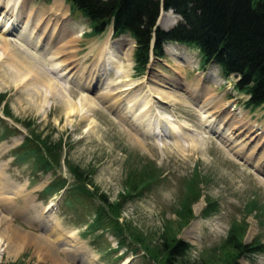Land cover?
Here are the masks:
<instances>
[{"label": "rangeland", "instance_id": "1", "mask_svg": "<svg viewBox=\"0 0 264 264\" xmlns=\"http://www.w3.org/2000/svg\"><path fill=\"white\" fill-rule=\"evenodd\" d=\"M55 2L61 4L59 18L52 14ZM24 5L33 14L50 17L49 35L59 28L70 39L50 43L42 56L34 44L0 33V182L12 186L11 201L1 199L8 203L0 210L27 239L18 251H9L3 244L12 232L0 223V264H56L36 243L57 232L65 236L58 255L68 264V253L60 251L73 244L92 256L78 261L71 255L73 264H164L158 248L172 239L190 245L182 262L264 264V106H247V95L236 88L239 77L225 78L217 65H203L198 49L177 42L165 44V57L153 56L141 72L136 69L135 41L128 35L116 38L112 27L93 33L90 21L69 0H25ZM168 12L160 15L164 29L180 20ZM22 31L27 33V27ZM1 39L10 42L8 50ZM126 47L129 56L123 55ZM58 49L65 56L59 60L75 68L64 77L59 72L57 79H46L44 86L31 83L33 73H24L26 69L19 76L14 61L10 63L9 54L22 56L20 62L26 56L25 63L33 62L53 78L50 66L57 67ZM94 74L103 75L102 81L88 90L79 79ZM121 85L136 88L127 93ZM41 88L43 96L36 92ZM194 88L205 89L198 102L197 91L189 93ZM205 96L213 102L210 106L257 130L259 137L234 128L235 141L224 143L215 128L224 135L228 129L215 120L207 128L201 118L198 105ZM86 97L96 100L95 109ZM146 104L150 114L142 116ZM142 117L147 130L154 124L161 135L137 128ZM174 125L191 131L179 128L173 133ZM235 149L244 152L237 155ZM43 158L49 159L47 166ZM154 167L157 171L150 172ZM76 172L88 178L79 179ZM79 184H87L92 194L77 189ZM49 185L54 188L46 190ZM102 193L108 200L103 202ZM15 207L22 211L10 214ZM232 228L237 241L227 243ZM69 232L76 236L66 241ZM237 242L260 245L263 251L236 256Z\"/></svg>", "mask_w": 264, "mask_h": 264}, {"label": "trees", "instance_id": "2", "mask_svg": "<svg viewBox=\"0 0 264 264\" xmlns=\"http://www.w3.org/2000/svg\"><path fill=\"white\" fill-rule=\"evenodd\" d=\"M69 1L73 10L90 21L93 33L103 34L112 26L115 37L129 35L135 39L137 70L145 71L153 56L165 57V44H186L199 50L204 66L215 64L225 78L232 75L239 77L236 88L248 96V107L254 109L264 106V0ZM162 8L172 9L181 16L179 22L168 30L158 25ZM2 100L3 98L0 99V105ZM42 161L46 166L49 163L48 158H43ZM149 171L155 173L157 167ZM76 174L79 179L87 177L78 172ZM55 185L57 186V181ZM52 186L49 185L46 190L52 189ZM85 187L80 188V184L79 187L76 186L77 189L92 194ZM100 195L103 202L108 200L103 193ZM112 206L117 208L118 203ZM236 241L237 235L232 228L227 243ZM189 248L190 245L184 240L163 241L161 248H158V257L164 259V264H197L181 261ZM262 251L260 245L252 246L242 242L236 244V256Z\"/></svg>", "mask_w": 264, "mask_h": 264}, {"label": "bare ground", "instance_id": "3", "mask_svg": "<svg viewBox=\"0 0 264 264\" xmlns=\"http://www.w3.org/2000/svg\"><path fill=\"white\" fill-rule=\"evenodd\" d=\"M54 1V0H53ZM60 2V1H59ZM24 3H25V0H0V33H10V34H13V36L15 35V37H16V39H18V40H20V42L21 41H23L24 43L26 42L28 45H32V44H34V49H36L37 51H40V53L39 54H42V52L44 51V49H46V48H48V45H50V43H52V42H56V44H59V43H61V41H63L66 37H70V35H68L67 33H60L59 32V28H56L52 33H51V35H49L48 34V29H49V27H50V17L49 16H44V18L42 17V15H41V17H40V15H37V13H34L33 14V12L32 11H30V10H28V8L27 7H24L25 5H24ZM53 9H55V11L54 12H52V14H57V17L59 18V12L58 11H61V10H59L58 8L59 7H61V4H59L58 2H55V3H53ZM48 8V7H47ZM56 9H58V10H56ZM171 10H169V14L171 13L172 14V12H170ZM45 13V12H44ZM50 14H51V12H49ZM63 13V12H62ZM163 14H166V11H162V15ZM43 18V19H42ZM162 17H160L159 18V23H162ZM56 21V20H55ZM59 22V21H58ZM52 24V23H51ZM57 25L59 26V23H57ZM61 25V24H60ZM56 26V25H55ZM27 27V30H28V32L26 33V32H23L22 31V29H25ZM59 27H61V26H59ZM163 27V26H162ZM20 28H22V29H20ZM49 30H51V29H49ZM52 31V30H51ZM65 34V35H64ZM76 35V34H75ZM80 35V34H79ZM56 37V38H55ZM64 37V38H63ZM68 37V38H69ZM52 38V39H51ZM74 38V37H73ZM124 37H121V39H123ZM67 39V38H66ZM70 39V38H69ZM4 40V39H3ZM2 39H1V42L2 43H4V44H6L7 43V47H6V49L8 50L9 48H10V45H9V43L10 42H8V41H3ZM134 41V40H133ZM19 42V43H20ZM69 43H72L71 41H67V44H69ZM55 44V45H56ZM20 45H22V43H20ZM61 45H63V44H61ZM17 47H18V45H16ZM65 46V45H64ZM5 47V46H4ZM64 48V47H63ZM62 48V49H63ZM49 49H51V48H48L47 50H49ZM127 49V50H126ZM126 51L125 52H123V55H125V56H129V54H130V52H129V50H128V48L126 47ZM42 51V52H41ZM15 52V51H14ZM53 52V51H52ZM62 52H61V49H58L57 51H56V57H55V55H54V58H56V68L55 67H52V66H50V69H51V73H53V74H55V76H53V74L51 75L53 78H50V76L48 77V75H47V72H45V71H43L42 69H41V67L39 66H36V67H34V65L32 64L33 62H31V63H25V61L26 60H23V59H25V57L26 56H24L23 57V59H22V61L20 62V59L18 58V56H20V55H15L14 53H12V54H9L10 55V58H11V62L10 63H12V61H14V63L16 64V66L18 67V69L19 70H17V72H18V74H19V76L23 73L22 71L24 70V69H26V71L27 72H24V73H29V72H32L33 73V77H32V80H31V83L34 81V82H37V83H39V86H44V85H46V79H50L49 81H52V80H54L55 78L57 79V76H58V74H59V72H62V74H61V76H59V77H64V76H66L67 74H68V70H70L71 69V63L68 61V60H59L60 59V56L62 55L61 54ZM18 54V53H17ZM66 55V54H65ZM69 55V54H68ZM42 56H45V55H43L42 54ZM20 57H22V56H20ZM62 57H65V56H61V58ZM74 56H72V58H73ZM106 57H107V59L106 60H108L109 58H110V56H108V55H106ZM71 59V58H70ZM69 59V60H70ZM36 61H37V59H36ZM39 61V60H38ZM50 61V60H49ZM55 61V60H54ZM68 61V62H67ZM99 62H101V61H104V60H98ZM97 61V62H98ZM40 62V61H39ZM67 62V63H66ZM73 63V62H72ZM74 66V65H73ZM98 66V65H97ZM77 67V66H76ZM75 68V66L70 70V72L73 70ZM77 71V70H76ZM50 72V71H49ZM76 73V72H75ZM75 73H73L72 74V76H73V78H74V75H75ZM17 74V73H16ZM17 74V75H18ZM89 75V74H88ZM88 75H86V78H85V80L84 81H82V79H79V82L80 83H82V85L83 86H87V89L88 90H90V89H92V87H96L97 86V84L98 83H100L101 81H102V77H103V75H97V74H94V75H92V76H88ZM22 76V75H21ZM88 76V77H87ZM48 77V78H47ZM82 78V77H81ZM59 79V78H58ZM48 81V82H49ZM78 81V80H77ZM76 81V82H77ZM48 82H47V84H48ZM36 83V84H37ZM55 83H57L58 84V82H55ZM203 84H205V82L203 83ZM202 84V85H203ZM114 85H116V86H119V83H117V84H114ZM175 84H173V86H174ZM180 85V84H179ZM81 86V85H80ZM125 85H121L120 87H119V89H123L122 87H124ZM182 86V85H181ZM85 88V87H84ZM118 88V87H117ZM117 88L114 90V91H116L117 90ZM136 88V86H130V85H128L127 87H125V89H123V90H121V91H123V92H126L127 91V93H129V92H131L133 89H135ZM184 88H188V87H186V86H184ZM94 89V88H93ZM55 90V89H54ZM58 90V89H57ZM87 90V91H88ZM188 90V89H187ZM186 90V91H187ZM200 90H201V88H200ZM200 90L198 91V89H193V90H190L189 91V93H194L195 91H197L196 92V99H195V101H199L200 100V97H201V94L203 93V91L205 90H201L202 91V93L200 94ZM113 91V92H114ZM129 91V92H128ZM38 94H41L42 96H43V94H44V92H43V90H42V88H41V90H37L36 91ZM53 93H54V91H53ZM106 94V97H104V98H107V96H108V94L109 93H105ZM42 96L40 97L41 99H43L42 98ZM123 96V95H122ZM98 98H99V100L100 101H103L104 100V98L102 97V95H100L99 94V96H98ZM124 98V97H123ZM122 98V99H123ZM45 99V98H44ZM85 99H87L88 100V105H89V107H92V108H96L97 107V102H96V100L94 99V98H92V97H86ZM152 99H150V101H151ZM203 102H202V106H200V105H198L199 107H200V109H201V111H202V115H201V118H202V120H206L205 122V124H206V127L207 128H211L212 127V123H213V120H215L214 122L215 123H217V124H219V125H223V128H226V129H228L226 132H225V135H224V133H222L221 131H220V128H218V129H216L215 128V132L216 133H218L219 135H221V138L223 139V142L224 143H228L230 140L231 141H233L235 138L233 137L234 136V131H233V129L235 128V131L237 130L238 132L240 131L241 133L242 132H245V131H248V134H251V133H255V132H257V130H252L251 131V129H249V127H246V128H244L245 127V124L240 120V122L239 121H236V120H232V119H234V117H232L231 115H229L230 113H226V114H222V113H224V112H219V111H217L216 109L218 108V107H212V106H210L213 102H209V99H207L206 98V96L203 98V100H202ZM152 102H154V100L152 101ZM87 103V102H86ZM148 104H150L149 102H147ZM148 104H146V106L145 107H143L141 110H140V112L139 113H141V115L142 116H147V114L149 113V108L147 107L148 106ZM144 105V104H143ZM152 105V104H151ZM225 107H227V106H225ZM91 108V109H92ZM205 108V109H204ZM212 108V110L210 111V109ZM206 109H208V110H206ZM224 109V108H223ZM226 110V109H225ZM224 110V111H225ZM214 112H219L218 113V115H216V114H214ZM150 114V113H149ZM234 114V113H233ZM221 115H222V119H220V117H221ZM216 117V118H214V117ZM127 118V117H126ZM145 117H142V118H140L141 119V121H139L140 122V124L138 123L137 124V128L139 127V129L141 128L144 132H146V131H149V135L150 136H160L161 134L156 130V128H154V124H152V126H150L149 127V129L147 130L146 128H147V126H148V124H146V119H144ZM128 119V118H127ZM217 119V120H216ZM245 121V120H244ZM234 124V125H233ZM142 126H143V128H142ZM172 126V125H171ZM153 127V128H152ZM176 127V129L174 130V128ZM174 128H172V132L174 133V132H176L177 131V129H179V128H183L184 130H188V131H191V129H190V127L189 128H187V127H183V125H179V126H176V125H174ZM213 128H214V126H213ZM146 129V130H145ZM226 129H221V130H223V131H225ZM231 129H232V131H231ZM138 130V129H137ZM179 131V130H178ZM211 131V130H210ZM229 131H231V132H229ZM229 132V133H228ZM147 133V132H146ZM261 133L260 132H257V137H259L258 135H260ZM239 135V134H238ZM237 135V136H238ZM253 136V135H252ZM251 136V137H252ZM263 136V135H262ZM262 136H261V138H262ZM254 137V136H253ZM225 139V140H224ZM235 141V140H234ZM234 144V143H233ZM238 149V148H237ZM237 149H235L234 151L236 152V154L237 155H242L243 154V152H244V150L242 149V150H237ZM250 158L248 157V158H246L245 160L246 161H250L249 160ZM256 166H259V165H256ZM260 167V166H259ZM12 186L11 185H9L8 183L6 184H4V183H2V182H0V200L1 199H3V201H5V199H8L7 201H11V198L12 197H10L11 195H9L10 193H9V190H10V188H11ZM4 197V198H3ZM24 199V198H23ZM3 201H0V205H2L3 204ZM16 201V200H15ZM8 203V202H7ZM6 203V204H7ZM16 203H17V201H16ZM25 203V202H24ZM6 204L4 205L3 204V206L5 207L6 206ZM8 206V205H7ZM51 206H53L51 203L49 204V207H51ZM7 208V207H6ZM17 209H19V208H14V210H9L10 212V214H12L13 215V213L14 214H16L17 213ZM47 209H49V208H47ZM8 210V209H7ZM20 210V209H19ZM18 210V211H19ZM27 210V212H29L30 211V209H26ZM20 211H22V210H20ZM9 213H7V214H9ZM24 213V212H23ZM0 217L2 218L1 220H0V223L1 224H3V223H5V224H7L8 226H7V228H8V230H11V232H12V237H10L9 238V240L7 239L6 241H4V246L6 245V248L9 250V251H15V250H17L18 251V249H20V245L23 243V244H25L26 242H27V239H25V236L23 235V233L20 231V230H18L14 225V227H12L11 226V223L10 222H8V221H6V217L5 216H3V212H2V210H0ZM31 218V217H30ZM1 228V227H0ZM57 228V227H56ZM13 229V230H12ZM6 230V229H5ZM4 230V231H5ZM59 231H60V229H59ZM55 233V232H54ZM57 234H58V236H54L53 235V238H50V237H52V233H51V236L47 239V240H38L37 241V243H36V245H37V248L39 249V248H43V249H45V255H46V257L48 258V259H53L55 262H56V264H68L67 262H65L63 259H61L60 257H59V250H60V248H59V250H58V246H60L61 244H62V242H63V237H65V236H63V234L61 233V234H59L58 232H57ZM64 234H66V233H64ZM73 234L76 236V234H75V232H69V233H67L66 234V241L67 240H69V239H72L73 238ZM2 235V234H1ZM50 235V234H49ZM45 237H46V235H45ZM44 238V237H43ZM42 239V238H41ZM53 239V240H52ZM75 239H77V238H75ZM6 242V243H5ZM76 241H73V243H75ZM64 243V242H63ZM77 243V242H76ZM65 244H67V245H69L70 246V244L69 243H65ZM66 250H70V253L69 252H67ZM63 251V252H62ZM61 253H68L67 255L66 254H64L66 257H67V260L70 262V263H72L73 264V262H71V255H72V257L73 258H75V259H81V260H85L86 259V261H89L90 259H92V256H91V253L89 252V251H87L86 250V248L85 247H83L82 245H76V244H73V245H71V247H68V248H63V250H61L60 251ZM69 255V256H68ZM70 257V258H69ZM78 260V261H79ZM80 260V261H81ZM128 260V259H127ZM121 264H127V261H124L123 263H121Z\"/></svg>", "mask_w": 264, "mask_h": 264}]
</instances>
